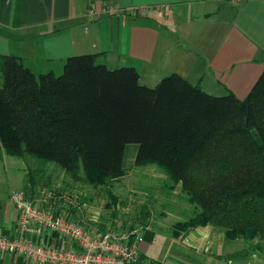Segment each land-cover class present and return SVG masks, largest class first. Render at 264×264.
Listing matches in <instances>:
<instances>
[{
	"label": "trees",
	"instance_id": "obj_1",
	"mask_svg": "<svg viewBox=\"0 0 264 264\" xmlns=\"http://www.w3.org/2000/svg\"><path fill=\"white\" fill-rule=\"evenodd\" d=\"M98 59L72 56L59 74H35L0 55V160L21 159L29 174L33 160L37 170L54 164L99 190L126 174L125 148L136 145L134 165L158 168L168 192L182 182L199 211L173 226L175 236L211 226L264 244V72L239 100L230 91L207 94L177 74L148 87L134 68ZM42 192L44 204L72 202Z\"/></svg>",
	"mask_w": 264,
	"mask_h": 264
},
{
	"label": "crops",
	"instance_id": "obj_2",
	"mask_svg": "<svg viewBox=\"0 0 264 264\" xmlns=\"http://www.w3.org/2000/svg\"><path fill=\"white\" fill-rule=\"evenodd\" d=\"M90 10L97 16L89 17ZM86 54H99L108 68H134L139 81L147 76L157 84L177 74L207 94L230 91L243 100L264 72V0H0V55L18 57L31 71L33 64L34 73H56L68 58ZM8 179L16 182L15 175ZM15 191L0 201V237L16 231L18 212L9 201ZM24 193L41 203L38 191L26 188ZM41 201L45 212H66L94 236L107 231L98 227L110 226L92 222L85 209L90 202L63 209ZM136 231L128 245L145 261L264 264V244L226 238L215 227H196L179 236L173 227L156 224ZM36 241L47 247L69 244L46 229ZM152 245L159 252L150 251ZM0 264L23 262L0 252Z\"/></svg>",
	"mask_w": 264,
	"mask_h": 264
},
{
	"label": "rangeland",
	"instance_id": "obj_3",
	"mask_svg": "<svg viewBox=\"0 0 264 264\" xmlns=\"http://www.w3.org/2000/svg\"><path fill=\"white\" fill-rule=\"evenodd\" d=\"M98 61L101 62V59L99 58ZM32 66L33 69H37L33 64ZM39 73L41 72L35 74ZM146 77L141 78L142 85L143 83L151 87L157 85L156 82ZM215 95L221 94L216 93ZM137 150L136 145H129L125 148L122 165L126 174L108 187L105 186L99 190L93 189L80 179L70 178L57 165L47 164L37 170L33 160V163L29 162L31 170L29 174L23 160L3 155L0 160V201L2 202L13 189L24 192L26 188H29L35 192L44 191L48 196L64 193L72 200L71 204L67 205L69 208L77 204L81 205L80 202H90L85 209L90 210L89 214L93 217L92 222L97 223L95 220L109 222V227L98 228L118 233L133 232L147 225L173 227L177 223L188 222L199 211L194 204L189 202V196L181 191L182 182L178 183L172 192H168L165 185L167 177L158 168L150 165H134ZM14 175L17 183L14 181L9 183L8 178ZM79 177H81L80 173ZM32 181L36 185L34 188L31 187ZM111 195L115 199H110ZM218 229L224 232L223 229ZM239 237L246 240L242 235L236 234H231L228 238L237 239ZM150 251L158 250L152 245Z\"/></svg>",
	"mask_w": 264,
	"mask_h": 264
},
{
	"label": "built area",
	"instance_id": "obj_4",
	"mask_svg": "<svg viewBox=\"0 0 264 264\" xmlns=\"http://www.w3.org/2000/svg\"><path fill=\"white\" fill-rule=\"evenodd\" d=\"M96 14L90 10L88 16ZM9 201L18 212L17 227L12 237H0V252L18 256L23 264H160L140 259L135 246L128 245L138 231L107 230L94 236L66 214L45 212L22 191L13 192ZM45 229L58 233L68 246L47 247L36 241Z\"/></svg>",
	"mask_w": 264,
	"mask_h": 264
}]
</instances>
